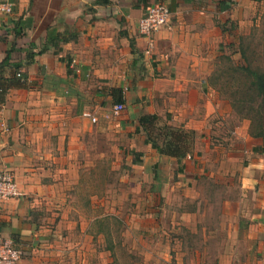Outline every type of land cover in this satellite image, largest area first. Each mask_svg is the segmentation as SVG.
Listing matches in <instances>:
<instances>
[{"label": "crops", "instance_id": "0c3cea01", "mask_svg": "<svg viewBox=\"0 0 264 264\" xmlns=\"http://www.w3.org/2000/svg\"><path fill=\"white\" fill-rule=\"evenodd\" d=\"M147 1L0 0L14 4L11 12H0V62L10 54L4 76H13L17 64L27 72L26 86L10 88L0 104V169L14 173L20 190L17 197L0 199V234L23 248L18 264H62L68 251L59 243L62 236L49 206L62 201L61 178L79 177V156L88 153L94 135L121 131L140 160L155 161L157 190L162 161L178 162L146 142L142 114L158 116L157 131L171 126L195 132L194 150L183 160L186 170L196 161L233 162L232 156H244L246 146L252 156L259 155L255 149L262 140L250 135L248 121L242 127L222 121L234 111L212 81L223 33L232 35L243 11L257 1ZM152 1L168 6L171 20L148 38L138 24ZM228 12L230 17L224 16ZM61 33L72 38L62 41ZM32 55L34 61L28 62ZM112 88L124 94L125 108L118 114ZM231 135L240 141L229 145L225 136ZM241 169L246 183L253 173L245 165ZM179 190L172 185L169 193ZM192 194L191 203H201L197 190ZM195 214L184 209L181 218L188 223ZM257 231L253 226L251 236Z\"/></svg>", "mask_w": 264, "mask_h": 264}, {"label": "rangeland", "instance_id": "374dc122", "mask_svg": "<svg viewBox=\"0 0 264 264\" xmlns=\"http://www.w3.org/2000/svg\"><path fill=\"white\" fill-rule=\"evenodd\" d=\"M250 5L233 22L237 28L233 26L232 35L223 33L224 46L212 73L216 89L234 111L222 121L241 127L248 121L249 133V107L240 101L249 77L236 68L250 64L264 70V0ZM151 133L157 137L156 127ZM225 137L229 145L240 141ZM123 138L116 128L109 136L94 135L88 153L79 156V177L61 178L62 201L49 207L62 236L59 243L68 251L62 264H264V209L257 210L264 208V153L252 156L246 146L244 156H232L233 162L196 161L181 174L178 163L162 161L157 190L155 161L135 163L140 156ZM255 138L263 144L262 137ZM243 165L253 173L246 183ZM172 185L180 186L177 194L169 193ZM196 190L199 212L190 201ZM184 209L196 211L195 219L189 215L187 223L181 218ZM253 226L262 231L255 237Z\"/></svg>", "mask_w": 264, "mask_h": 264}, {"label": "trees", "instance_id": "16d2710c", "mask_svg": "<svg viewBox=\"0 0 264 264\" xmlns=\"http://www.w3.org/2000/svg\"><path fill=\"white\" fill-rule=\"evenodd\" d=\"M109 1L110 0H99V3L108 4ZM141 1H144L148 4L147 0ZM255 1L258 2L260 0ZM228 7V4L222 5V9H228ZM59 35L61 37L60 40L65 42L72 38L67 36V33H61L58 34V36ZM47 49L48 47H44L41 51L44 52ZM9 56L10 54L8 52L6 60L0 62V104L5 102L6 94L10 88L26 86L27 83V72L22 69L23 66L21 64L15 65V72L13 76H4L7 61L9 62ZM32 61H34L33 55L31 56L30 60H28V62ZM236 70L237 72L241 71L245 73L249 77V86L247 87V92L244 93L245 98L241 99L240 101L243 104H247L246 108L249 107V111L246 113L245 117L251 119L252 121L250 133L254 137H262L264 139V70L252 68L250 64H247L246 66H240L239 68H236ZM112 92L114 94L115 102L117 104H124L125 99L123 90L121 88H112ZM242 111V109L239 110L240 113ZM158 120L159 118L156 114L147 113L140 116L139 123L148 135L146 142L151 143L160 154L176 158L179 164L178 171H183L185 168L183 160L194 150L195 132L183 127L163 126L159 127L157 137H155L151 133V130ZM137 131H139V128H137ZM255 150L260 153H264V142L262 146H259ZM133 154L136 156L141 155L140 153ZM139 159L140 158L137 157L135 163L141 161Z\"/></svg>", "mask_w": 264, "mask_h": 264}, {"label": "built area", "instance_id": "2783aa9c", "mask_svg": "<svg viewBox=\"0 0 264 264\" xmlns=\"http://www.w3.org/2000/svg\"><path fill=\"white\" fill-rule=\"evenodd\" d=\"M13 3H1L0 12H11ZM171 20L170 8L161 2L151 3L147 11L139 20L138 31L141 35L150 38L151 35L160 28L167 26ZM147 53H150L148 50ZM123 103L115 104L114 113L118 114L124 110ZM97 118L94 117L93 121ZM20 195L18 183L15 175L10 170L0 169V199L8 200ZM24 255V250L14 243L10 238L0 234V264H18Z\"/></svg>", "mask_w": 264, "mask_h": 264}]
</instances>
